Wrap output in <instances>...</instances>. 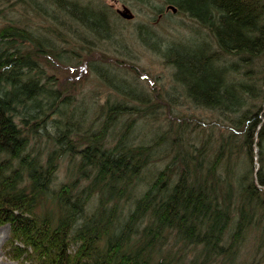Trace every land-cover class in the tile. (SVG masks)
<instances>
[{
	"label": "trees",
	"instance_id": "obj_1",
	"mask_svg": "<svg viewBox=\"0 0 264 264\" xmlns=\"http://www.w3.org/2000/svg\"><path fill=\"white\" fill-rule=\"evenodd\" d=\"M131 1L154 22L185 16L197 24L192 39L163 49L144 27L140 41L169 66L175 96L231 127L189 129L191 118L175 115V96L146 106L121 64L102 56L88 72L119 100L93 110L67 96L47 69L73 64L76 48L92 37L125 44L114 27L122 18L100 0H0L6 255L22 264H264V172L249 168L251 143L264 142V109L249 117V92L264 97V79L259 89L249 85L251 58L263 53L264 61V4ZM171 6L177 13L168 15ZM156 111L159 124L149 118ZM254 229L245 258L242 247Z\"/></svg>",
	"mask_w": 264,
	"mask_h": 264
},
{
	"label": "rangeland",
	"instance_id": "obj_2",
	"mask_svg": "<svg viewBox=\"0 0 264 264\" xmlns=\"http://www.w3.org/2000/svg\"><path fill=\"white\" fill-rule=\"evenodd\" d=\"M100 1L102 2V5L106 6L110 12L113 13L111 14L118 19L119 17L117 16L116 10L121 9L122 5L130 9L131 13L134 15L133 20L124 21L120 19L121 21L119 20L118 23L114 21L115 17L112 18L113 23H116L114 24L115 30L122 34L125 44L121 43L122 40H119L118 42L106 43L96 41L92 37L87 45L82 49H79V46L76 50L74 47L68 48L69 50H75L77 61H74V63L70 66L65 65L63 67L55 68L53 71L47 69V75L52 76L57 83L61 84L62 88L65 89V94L67 96L74 97L76 100L85 99L87 104L95 110L106 100H109L110 103L119 100L117 99L118 96H116L117 93H114L112 89L105 86L100 78L91 74V71L88 72L89 62L95 63L96 65L103 64L101 61L102 59L99 57L102 56V58H108L113 62L120 63L122 66V68H118L120 73L123 74V77L126 80L132 81L134 83V87L137 86V88H135V93L139 96L138 98L143 102H146V106H153L155 109L158 104H161L164 100L168 99V97H173L176 94L171 90L173 82L169 66L165 63L161 55L142 45L140 41L141 27H144L151 33L153 32L154 37L159 42V48L163 49L173 41L182 42L188 38L192 39L193 34L197 32L192 30L199 29L197 24L185 16L174 17L172 22L162 18H158L154 22L151 20L149 11L145 9V6L131 0ZM154 1L159 2V0ZM258 1H260V4H264V0ZM165 11L168 15H170L169 13H172L171 10L165 9ZM118 19L116 20L118 21ZM201 34L202 38H204L206 42L211 43V36L208 34L207 30L202 28ZM87 52L94 53L95 59L98 57L99 59L93 61L88 60L89 57L86 54ZM262 54L263 53H255L253 56L254 60L252 58L250 60V62L253 61V63L251 66L249 65V85H253L258 89L263 84L264 79V61L262 60ZM254 92L255 94L253 96L249 92V117L252 112L255 111L254 109H257L258 112L264 109V97L257 95L256 90ZM175 97L177 99V103H172V105H174L173 109L175 115L185 114L188 118H191L189 120L191 123H188L189 129H195L194 126L201 129L202 123L205 125H211L214 123L212 124V128L214 130H223L224 126H227L225 129H230L231 126L220 114L190 105L187 101H185V99H183L181 94H178V96ZM141 105L142 103L138 106L141 107ZM161 112L163 113V110ZM157 115L158 111L155 113L152 112L149 117L151 118L150 120L153 124H159V122L156 121ZM165 119L166 116L163 115L161 120L163 121ZM138 134H142V131H138ZM262 138L264 140V132L262 134ZM251 144L253 157L251 163L249 162V168L251 166L253 171L257 169L264 172V142L263 147H260V145L256 143ZM59 174H63L62 170ZM9 233L10 227L8 224L0 225V264H22L19 261L9 258L4 251L3 246L9 238ZM257 233L258 230L254 229L249 231L246 237L244 246L242 247L245 258L249 257V251L253 246V239H255L254 237Z\"/></svg>",
	"mask_w": 264,
	"mask_h": 264
},
{
	"label": "water",
	"instance_id": "obj_3",
	"mask_svg": "<svg viewBox=\"0 0 264 264\" xmlns=\"http://www.w3.org/2000/svg\"><path fill=\"white\" fill-rule=\"evenodd\" d=\"M172 11L175 12V8H172ZM116 13L119 17L126 21H131L134 19V15L131 13L130 9L124 5L121 6V9L116 10Z\"/></svg>",
	"mask_w": 264,
	"mask_h": 264
},
{
	"label": "bare ground",
	"instance_id": "obj_4",
	"mask_svg": "<svg viewBox=\"0 0 264 264\" xmlns=\"http://www.w3.org/2000/svg\"><path fill=\"white\" fill-rule=\"evenodd\" d=\"M172 8H175V7H173V6L168 7L167 10H171L172 11ZM175 10H176L175 12H173V11L172 12L176 14L177 13V9L175 8Z\"/></svg>",
	"mask_w": 264,
	"mask_h": 264
}]
</instances>
